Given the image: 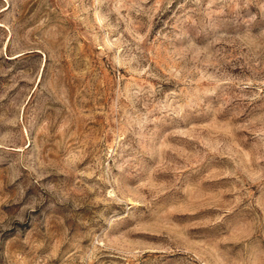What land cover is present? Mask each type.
Here are the masks:
<instances>
[{"label": "rangeland", "instance_id": "obj_1", "mask_svg": "<svg viewBox=\"0 0 264 264\" xmlns=\"http://www.w3.org/2000/svg\"><path fill=\"white\" fill-rule=\"evenodd\" d=\"M0 264H264V0H0Z\"/></svg>", "mask_w": 264, "mask_h": 264}]
</instances>
